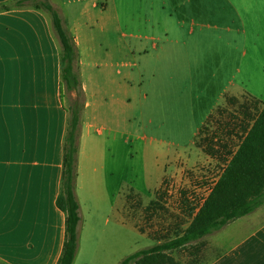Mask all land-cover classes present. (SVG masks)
<instances>
[{
    "label": "rangeland",
    "instance_id": "374dc122",
    "mask_svg": "<svg viewBox=\"0 0 264 264\" xmlns=\"http://www.w3.org/2000/svg\"><path fill=\"white\" fill-rule=\"evenodd\" d=\"M49 1L65 26L69 19L80 27L97 117L117 131L104 161L88 151V223L77 264H119L183 231L231 158L221 151L237 150L247 123L243 97L228 104L232 118L219 111L205 121L225 105L222 89L241 60L227 41L241 36L226 30L235 22L217 0H95L97 8L93 0ZM62 94L67 109L79 105L82 124L83 87L79 94L63 86ZM258 213L167 254L208 264L260 224Z\"/></svg>",
    "mask_w": 264,
    "mask_h": 264
},
{
    "label": "crops",
    "instance_id": "0c3cea01",
    "mask_svg": "<svg viewBox=\"0 0 264 264\" xmlns=\"http://www.w3.org/2000/svg\"><path fill=\"white\" fill-rule=\"evenodd\" d=\"M12 1L0 0V5ZM94 1L92 6L97 8ZM217 3L234 19L233 26L226 30L241 37H233L227 43L231 53H240L241 60L234 83L222 89L220 98L225 105L205 123L220 116L219 111L231 115L228 104L235 103L236 96L243 97L247 107L255 100L264 103V0ZM218 15L217 12L215 16ZM66 21L79 51L77 68L87 98L75 187L80 205L78 250L73 262L77 264L88 223L82 200L88 151H94V156L104 161L117 131L97 117L99 100L91 80L85 79L86 67L91 63L82 48L81 30L69 19ZM236 79H240L238 84ZM61 87V47L49 15L32 7L0 12V262L4 264H58L63 253L66 215L57 206V199L69 112ZM245 121V125L250 123ZM227 143L230 146L231 140ZM97 172L95 168L94 173ZM258 210L261 219L264 205ZM120 222L123 226V219ZM208 264H264V218Z\"/></svg>",
    "mask_w": 264,
    "mask_h": 264
},
{
    "label": "trees",
    "instance_id": "16d2710c",
    "mask_svg": "<svg viewBox=\"0 0 264 264\" xmlns=\"http://www.w3.org/2000/svg\"><path fill=\"white\" fill-rule=\"evenodd\" d=\"M30 7L50 16L61 47V86L80 94L83 86L77 71L79 51L75 38L67 30L57 8L49 0H13L9 4L0 5V12ZM68 112L61 192L57 199V206L66 215V240L58 264H73L79 240L80 205L75 187L81 109L75 104ZM244 116L251 124L242 126L243 135L237 150L228 153L231 155L230 160L223 167L200 208L196 212L191 209L189 225L172 240L141 250L127 257L121 264H180L167 253L191 245L231 222L254 213L264 205V103L253 101L251 107L246 106Z\"/></svg>",
    "mask_w": 264,
    "mask_h": 264
}]
</instances>
